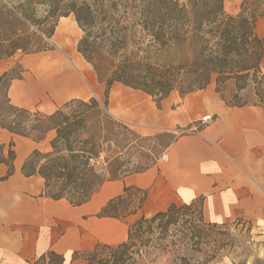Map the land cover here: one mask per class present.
<instances>
[{"label": "trees", "instance_id": "1", "mask_svg": "<svg viewBox=\"0 0 264 264\" xmlns=\"http://www.w3.org/2000/svg\"><path fill=\"white\" fill-rule=\"evenodd\" d=\"M246 4L242 0L232 15L224 10V0H0V64L18 53L50 51L58 19L72 16L81 31L76 52L105 87L102 106L94 98L71 99L47 114L11 102L9 89L21 79L20 71L0 74V129L35 143L53 133L48 151L34 149L25 158L24 177L43 180L42 197L78 207L105 183L155 165L157 158L145 143L166 138L163 152L177 137L165 131L143 138L106 111L114 84L145 94L159 109L172 92L182 99L214 80L227 105H246L237 102L239 93L249 84L264 86V39L256 34L262 15L247 14ZM228 81L235 90L230 100L222 94ZM256 95L264 105V91ZM134 155L140 161L131 165ZM13 161L11 149L6 158L0 154L6 177ZM145 198L144 190L124 187L96 216L124 219L140 210ZM216 228L203 220L199 201L171 203L129 224L123 242L73 252L68 264H215L223 248L212 239ZM33 264L67 263L63 255L47 251Z\"/></svg>", "mask_w": 264, "mask_h": 264}, {"label": "crops", "instance_id": "2", "mask_svg": "<svg viewBox=\"0 0 264 264\" xmlns=\"http://www.w3.org/2000/svg\"><path fill=\"white\" fill-rule=\"evenodd\" d=\"M256 34L264 39V23ZM260 68L264 73V54ZM36 79L30 73L24 81L15 80L9 92L14 85L38 87ZM215 89L212 80L204 90L182 99L172 92L159 109L155 106L157 111L130 113L129 122L144 135H153L160 128L193 129L205 115L213 117V121L197 132L177 136L165 150L163 162L143 173L109 182L117 184L113 197L94 204L92 197L78 207L42 197L43 180L37 176L26 178L21 172L25 158L34 149L49 148L53 133L35 143L0 129L1 156L6 158L9 149L14 153L11 175L6 177L8 168L0 163V264H33L47 251L63 255L68 264L73 252L91 250L97 244L115 246L123 242L130 223L163 211L171 203L199 201L206 223L248 219L258 229H264V105L229 106ZM234 93V82L228 81L222 94L230 100ZM72 98L78 97L61 100L41 91L38 107L49 114ZM9 141L14 144L11 148ZM124 187L146 192L142 208L120 220L98 218L101 208L122 194ZM75 263L83 264L80 260L71 264Z\"/></svg>", "mask_w": 264, "mask_h": 264}, {"label": "rangeland", "instance_id": "3", "mask_svg": "<svg viewBox=\"0 0 264 264\" xmlns=\"http://www.w3.org/2000/svg\"><path fill=\"white\" fill-rule=\"evenodd\" d=\"M3 2L5 0H2ZM182 1V0H180ZM225 2V0H224ZM228 10H226L224 5V10L232 15L237 14L240 11V6L242 0H226ZM245 12L250 14L252 12L259 13L262 15L257 23V31H261L263 29L264 23V2L261 0H247V4L245 6ZM73 17L60 18L56 23V27L54 29V34L50 39L51 50L35 55H27L23 56L18 53L13 58L8 59L0 64V72L7 71L10 69H15V71L21 72L20 81H24L26 77L34 73L26 67V60L38 55H53L57 57L64 56V51H62L61 46L63 45L64 40L56 33V29L64 20L70 21ZM68 31L70 32V38L68 39V45H70V53L69 56L71 60H75L79 57L76 52V45L78 40L81 37V31L77 30L73 24L68 23ZM66 44V43H65ZM90 79L93 82V87L80 92L71 97H78L72 99H82L88 100L90 98H94L97 102L102 106L105 102L104 97V84H101L97 81L94 72L91 67L89 70ZM264 83V82H263ZM28 89L24 92L21 88H19L14 94L13 99L10 98L11 102L17 106L29 109L31 111L38 110L42 113H46L44 109L38 107L40 101L35 99H30V96H35L36 87L35 85H28ZM31 88V89H30ZM119 92L118 85H113L109 91L107 97V107L106 111L114 116L116 119L127 125L132 131L137 133V135L145 138L151 137L158 133H163L166 130L161 128L153 135H144L142 131L136 128V126L129 122V114L134 113V111H157L155 108V104L151 98L144 96L141 93H137L135 91L124 92L123 96L120 98H114L110 100V95L112 91ZM264 86H256L254 84H249V86L243 91L240 98L239 103H253L259 104V97L256 94H263ZM48 97H52L51 94L46 93ZM67 98L63 97L62 99ZM68 102V101H66ZM64 102V103H66ZM64 103H62L59 107H61ZM68 111V110H66ZM185 129V128H184ZM178 130L166 131V133H171L175 135V137L179 136ZM168 139H158V140H150L145 143V148L147 153L152 157H156L155 165L159 162H163L162 156L165 155V151L160 152V145L167 142ZM10 142V141H9ZM14 145V144H13ZM49 149V148H48ZM48 149L46 151H48ZM45 152V151H44ZM140 161V158L137 155L132 157L131 165H136V163ZM154 165V166H155ZM116 185L111 184L109 182L105 183L93 196V204L95 202H102L109 197H113L116 193ZM132 205V204H131ZM132 217L131 219H134ZM138 219V218H137ZM136 219V220H137ZM131 224V223H130ZM212 239L219 241L223 248L218 256V260L215 264H264V229H258L250 220L248 219H239L237 221L219 225L218 228L214 229L212 232ZM201 257V256H198ZM69 259V257H68ZM77 264V263H75ZM84 264V263H83Z\"/></svg>", "mask_w": 264, "mask_h": 264}, {"label": "bare ground", "instance_id": "4", "mask_svg": "<svg viewBox=\"0 0 264 264\" xmlns=\"http://www.w3.org/2000/svg\"><path fill=\"white\" fill-rule=\"evenodd\" d=\"M225 8L228 10L226 0ZM68 23L73 24L79 30L73 18L70 21L64 20L59 23L56 33L66 43H63L61 46L62 51H64V56L38 55L26 60V67L34 73V77H37L36 80H38L36 94L35 96H30V99L38 101L41 97V91H43L62 100L63 97L74 96L93 87V82L89 76L90 66L80 56L75 60H71L69 56L71 48L68 45V39L71 36L68 31ZM118 87L119 92L113 90L110 95V100L120 98L124 92L131 91L120 85ZM19 88L24 92L26 91L25 86L20 87L19 85H14L9 92L10 98L13 99V94Z\"/></svg>", "mask_w": 264, "mask_h": 264}, {"label": "built area", "instance_id": "5", "mask_svg": "<svg viewBox=\"0 0 264 264\" xmlns=\"http://www.w3.org/2000/svg\"><path fill=\"white\" fill-rule=\"evenodd\" d=\"M213 121V117L209 116V115H205L204 117H202L199 121V125L196 128L193 129H181L178 131V133L180 135L182 134H186V133H193V132H197L199 129H201L202 127H204L205 125H208L210 122ZM163 160H166V155L162 156Z\"/></svg>", "mask_w": 264, "mask_h": 264}]
</instances>
